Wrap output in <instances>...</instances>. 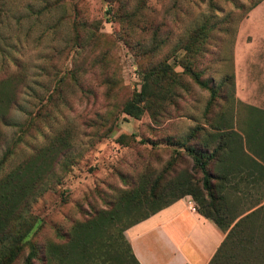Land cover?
<instances>
[{
	"label": "rangeland",
	"instance_id": "374dc122",
	"mask_svg": "<svg viewBox=\"0 0 264 264\" xmlns=\"http://www.w3.org/2000/svg\"><path fill=\"white\" fill-rule=\"evenodd\" d=\"M258 1L0 0V91L17 88L6 124L0 122V159L6 153L5 170L42 152L51 159L28 205L33 226L26 239L39 254L64 249L63 264H91L68 248L77 234L89 242L87 255L100 248L110 253L107 264H134L108 223L98 233H83L79 224L143 180L200 181L186 150L232 148L216 130H260L264 31L252 13ZM147 76L160 80L141 115L131 118L123 105ZM242 190L244 204L256 200L254 189ZM224 195L225 206L241 202ZM146 211L131 208L120 225ZM28 250L13 264H23Z\"/></svg>",
	"mask_w": 264,
	"mask_h": 264
},
{
	"label": "trees",
	"instance_id": "16d2710c",
	"mask_svg": "<svg viewBox=\"0 0 264 264\" xmlns=\"http://www.w3.org/2000/svg\"><path fill=\"white\" fill-rule=\"evenodd\" d=\"M260 1L254 3L252 8ZM194 79L200 87L207 88L197 75H194ZM159 80V76H147L140 85L139 92H134L132 98L123 105L122 112L137 119ZM16 89L5 94L0 91L2 125L6 124L8 112L14 104ZM208 90L212 97L213 91L210 88ZM261 124L260 130H227L229 132L225 134L224 130H216L221 132L217 135L218 141L226 140L232 143V148L229 149L222 148L220 144L206 154L188 148L186 152L192 161V167L201 174L200 181H194L187 175L176 177L162 186L158 182L150 184L143 180L137 188L119 196L109 209L93 214L77 228L83 233L90 230L98 233L102 225L108 223L126 245L129 258L137 264L123 237V231L175 201L189 197L195 205V211L225 234L208 264H264V121ZM22 139V136H18L17 141L22 142ZM3 141L4 130H0V146ZM2 157L0 264H13L25 246H29V250L23 264H34L35 261L39 264H49L50 261L63 264L66 250L58 249L55 253L51 250L49 257H46L44 252L39 254V249L26 239L33 226L32 217L28 214V205L50 172V156L42 152L33 157H26L8 170H5L6 153ZM211 160L215 161L213 170H209L208 166ZM239 185L255 190L258 196L253 203L244 204L246 192L244 194L242 188H238ZM224 192L233 193L241 202L234 207L228 204L225 206L226 203L222 201L227 198ZM135 207H144L147 211L126 226H121L122 216L131 213V208ZM88 243V240L75 234L71 242H68V248L72 249V255L80 256L84 261L91 260V264H107L110 261V253L103 252L100 248L96 249L97 253L92 256L87 255Z\"/></svg>",
	"mask_w": 264,
	"mask_h": 264
},
{
	"label": "crops",
	"instance_id": "0c3cea01",
	"mask_svg": "<svg viewBox=\"0 0 264 264\" xmlns=\"http://www.w3.org/2000/svg\"><path fill=\"white\" fill-rule=\"evenodd\" d=\"M264 31V0L252 10ZM184 197L123 231L137 264H208L224 239Z\"/></svg>",
	"mask_w": 264,
	"mask_h": 264
}]
</instances>
